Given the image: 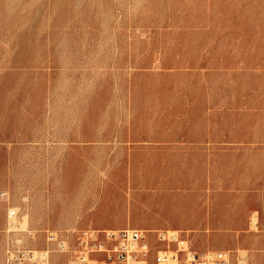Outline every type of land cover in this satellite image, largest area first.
I'll return each mask as SVG.
<instances>
[{
    "label": "rangeland",
    "instance_id": "1",
    "mask_svg": "<svg viewBox=\"0 0 264 264\" xmlns=\"http://www.w3.org/2000/svg\"><path fill=\"white\" fill-rule=\"evenodd\" d=\"M132 227L264 264V0H0V264Z\"/></svg>",
    "mask_w": 264,
    "mask_h": 264
},
{
    "label": "built area",
    "instance_id": "2",
    "mask_svg": "<svg viewBox=\"0 0 264 264\" xmlns=\"http://www.w3.org/2000/svg\"><path fill=\"white\" fill-rule=\"evenodd\" d=\"M74 232L75 244L69 239ZM49 240L54 250L71 256V264H232L226 250H196L183 245L181 231L174 228H80L66 233L52 230ZM21 243L8 250L7 264H41L47 259L48 251L38 254ZM172 244L177 246L172 248Z\"/></svg>",
    "mask_w": 264,
    "mask_h": 264
},
{
    "label": "crops",
    "instance_id": "3",
    "mask_svg": "<svg viewBox=\"0 0 264 264\" xmlns=\"http://www.w3.org/2000/svg\"><path fill=\"white\" fill-rule=\"evenodd\" d=\"M178 215H175V217L173 219H171L174 222H182V223H190V224H194L197 223L198 221H200L203 218V212L199 211V212H194V213H181L180 210L177 212ZM180 215V216H179ZM259 214L258 211H254L252 213V216L250 218V225H251V230L253 231H257L259 229ZM162 228H172V227H158V228H150V229H162ZM177 229V228H174ZM250 234H252L253 236L259 237L262 234H257V233H253L250 232ZM259 238H257L258 240Z\"/></svg>",
    "mask_w": 264,
    "mask_h": 264
}]
</instances>
